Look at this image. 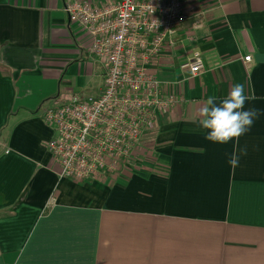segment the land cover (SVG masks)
Instances as JSON below:
<instances>
[{"label": "crops", "instance_id": "crops-1", "mask_svg": "<svg viewBox=\"0 0 264 264\" xmlns=\"http://www.w3.org/2000/svg\"><path fill=\"white\" fill-rule=\"evenodd\" d=\"M66 1L0 0V264H264V0H182L202 27H180L152 66L179 103L156 115L113 185L60 178L46 147L42 111L103 90ZM193 51L207 67L195 76L180 67ZM236 83L260 116L232 169L235 141H206L197 111Z\"/></svg>", "mask_w": 264, "mask_h": 264}, {"label": "built area", "instance_id": "built-area-1", "mask_svg": "<svg viewBox=\"0 0 264 264\" xmlns=\"http://www.w3.org/2000/svg\"><path fill=\"white\" fill-rule=\"evenodd\" d=\"M63 10L90 38V54L103 69V90L43 110L53 133L46 147L60 178L106 181L130 161L156 115L179 103L163 93L153 62L166 46L178 44V29L187 22L200 29L203 14L190 15L182 0H117L99 7L67 0ZM180 67L192 76L207 68L198 51Z\"/></svg>", "mask_w": 264, "mask_h": 264}, {"label": "clouds", "instance_id": "clouds-1", "mask_svg": "<svg viewBox=\"0 0 264 264\" xmlns=\"http://www.w3.org/2000/svg\"><path fill=\"white\" fill-rule=\"evenodd\" d=\"M254 96L246 94L244 83L234 84L224 98L209 96L198 108L199 129L205 132L204 139L214 144L235 141L228 164L232 169L239 166L242 156L247 155V146L240 147L239 138L246 135L260 112L255 108L245 109V104ZM189 131H197L190 129Z\"/></svg>", "mask_w": 264, "mask_h": 264}, {"label": "rangeland", "instance_id": "rangeland-1", "mask_svg": "<svg viewBox=\"0 0 264 264\" xmlns=\"http://www.w3.org/2000/svg\"><path fill=\"white\" fill-rule=\"evenodd\" d=\"M101 70H102V67L99 65V72H101ZM93 81H95V80H93ZM76 94L77 95H75V97L81 96V98H88L89 96H93L94 95V93L93 92H90V90H88V89L87 90H84V91H81L79 94L78 93H76ZM131 159H133V157H131ZM131 159H130V161H131ZM119 177H120L119 174H117V175L115 174V175L110 176L109 177L110 182H108L106 185H113V184H115L116 181H117V179H121ZM96 184H102V183H99L98 182Z\"/></svg>", "mask_w": 264, "mask_h": 264}]
</instances>
